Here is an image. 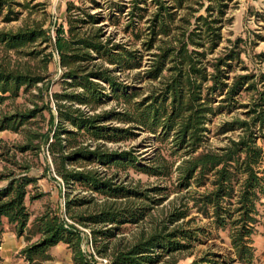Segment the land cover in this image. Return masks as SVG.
Returning a JSON list of instances; mask_svg holds the SVG:
<instances>
[{
	"label": "trees",
	"instance_id": "16d2710c",
	"mask_svg": "<svg viewBox=\"0 0 264 264\" xmlns=\"http://www.w3.org/2000/svg\"><path fill=\"white\" fill-rule=\"evenodd\" d=\"M21 1L0 0L2 22L18 20L20 11L14 8L25 9L29 3ZM207 1L204 13L196 15L204 7L202 0H131L129 22L124 26L133 39L129 44L114 42L112 35L105 36L103 27L96 26L119 25L124 7L118 3L102 15L68 2L64 23L54 27L53 35L36 22L16 32L0 31V105L32 88L39 99L49 97L41 107L1 115L0 131L18 132L46 110L49 130L29 133L28 143L17 147L19 152L31 150L37 140L33 149L45 145L51 159L52 170L48 163L44 167L46 176L59 180L66 192L79 187L104 199L94 204V199L68 197L63 213L46 207L30 223L26 197L30 201L40 197L29 195L27 188L36 182L28 173L30 168L1 175L0 180L7 183L0 187V250L5 226H9L27 242L37 237L20 252L27 264L50 260L49 250L58 244L71 251L73 264H97L92 253L81 248V227L89 229L96 254L108 257V264H177L174 254L193 248L200 234L213 232L216 238L226 234L233 258L222 260L209 252L190 264H253L258 205L264 198L260 170L264 70L246 64L243 39L227 40L219 50L222 29L229 21L226 11L233 0ZM149 6L155 11L146 20L147 27L140 29ZM139 40V48L133 47ZM42 45L41 51L30 50ZM48 48L44 68L56 57L61 70V91L50 95L46 77L28 67H12L6 60L8 52L35 58ZM147 55V69L131 76ZM254 58L263 63L264 52ZM110 103L114 107L96 113ZM136 131L149 134L148 140L160 145L149 162L135 150L106 148L108 143L132 140ZM213 140L222 145H213ZM129 169L168 181L169 186L137 190L116 185L107 176L111 170ZM172 192L178 196L164 219L133 242L119 240L111 247L125 226L139 224ZM198 217L208 220L211 233L193 227Z\"/></svg>",
	"mask_w": 264,
	"mask_h": 264
},
{
	"label": "rangeland",
	"instance_id": "374dc122",
	"mask_svg": "<svg viewBox=\"0 0 264 264\" xmlns=\"http://www.w3.org/2000/svg\"><path fill=\"white\" fill-rule=\"evenodd\" d=\"M22 3L21 0H14ZM28 7L21 9L19 7L14 8L15 11H20L18 20L12 21L10 23H4L0 19V31H12L16 32L24 26L31 25L32 22H36L42 25L43 29H47L50 35H53L54 27L59 23H64V16L66 5L68 2H72L77 6L88 7L92 14L100 13L102 15H107L108 7L113 3H118L124 8L122 14L120 15L118 26L104 25V23L97 24L96 26H101L104 29L105 36H113L114 42L116 43H133V39L124 32V26L129 22V12L131 9V0H27ZM152 0H147L150 3ZM204 7L199 8L198 14L204 13V8L208 5L207 0H202ZM156 7L149 6L145 18L139 24L140 29H145L147 27L146 20L151 16L152 12L155 11ZM194 8L198 7L194 5ZM225 19L229 20L226 22L222 29L223 42L220 45V49L227 45V40L234 41L237 38L243 39L244 44L242 47L245 49L246 53L242 56L246 64L251 69L264 70V62L258 64L254 58L256 54L264 52V0H233L229 4V8L226 11ZM104 25V26H102ZM135 42L133 47L139 48L140 44ZM36 51H41L44 49L42 46H34ZM28 51V50H26ZM51 51L48 48L42 54H38L35 58L26 57L23 55H14L13 52H8L6 60H10L12 67L25 68L28 67L33 73L46 77L49 80V95L50 93L60 92V79L61 70L57 64V58L55 57L47 66L44 68V55ZM3 53L0 49V60H2ZM148 55L144 57L142 66L138 70L131 72V76L137 71L147 69ZM123 76H121L122 78ZM45 80V81H46ZM129 79L127 80V82ZM132 83V82H131ZM133 84V83H132ZM38 84L37 87H40ZM135 86L142 87L144 84L136 83ZM145 92L143 97L145 96ZM37 90L32 88L29 92L20 94L17 98L6 100L2 105H0V116L9 115L12 113H23L28 110L33 109L34 105L41 107L45 105L49 97L44 96L43 99H39L37 96ZM142 98V97H141ZM139 100V99H137ZM51 107L53 103L51 102ZM114 103L104 105L99 108L96 113L100 111L109 110L114 107ZM124 126V125H122ZM126 127V126H125ZM49 130L48 125V113L43 110L38 116L32 120H29L18 132H12L10 130L0 131V177L1 175L14 172L19 174L24 172L23 168L29 167V175L36 179L33 186H29L28 192L30 196L40 195L38 199L29 200V196L26 197V207L31 213L30 223L36 217L39 216L46 207H50L53 210H58L60 213L64 212V204L66 198L73 199L74 197H85L86 199H94V204H100L104 199L96 193L91 191L82 190L79 187L68 190L61 185L59 180L53 181L44 174L45 164L48 163L51 167V159L48 155L45 145H40V149H33L34 146L37 147V140L32 143L31 150L26 152H19V146L26 145L27 136L29 133L41 134ZM137 134L135 138L130 141L123 143H108L106 148L111 151H128L135 150L136 155L140 159L144 160L145 163L149 162L154 158L157 151L156 148L160 146L157 142L153 140H148L150 137L147 133H140L136 131ZM213 145H222L219 140H213ZM35 148V147H34ZM93 148V147H92ZM163 153H165L163 151ZM94 167V166H93ZM97 167V166H96ZM90 168V167H87ZM98 170L102 168L97 167ZM261 172L264 175V148H263V160L260 167ZM115 175V176H113ZM108 178H113V182L116 185H122L127 188L145 190L152 188L157 185H167L169 182L161 180L154 177H148L146 175L136 173L134 170L129 169L127 171L111 170L108 173ZM7 183L6 180H0V187ZM178 196L176 193H170L166 198L160 202L159 205L154 206V209L150 211L148 217L136 225L125 226L121 234H118L116 238L111 241V247L118 244L119 240L125 243L133 242L141 233L149 231L153 223H158L171 211L173 207V200ZM159 198V197H157ZM132 199V198H131ZM118 201H123L118 200ZM134 204H142L141 200H131ZM92 207V206H91ZM88 209V208H87ZM92 209V208H91ZM90 209V210H91ZM89 210V209H88ZM89 210V211H90ZM259 211V225L257 226L256 235L253 238V245L255 247V260L253 264H264V198L258 205ZM195 216L192 214L190 217L186 218L184 222L188 221L189 218ZM180 223V222H179ZM207 228L208 232L212 230L208 227V220L198 217L193 224V227ZM83 232L84 241L81 248L86 253H92L93 257L97 261V264H108V257H98L95 252L94 246L91 243V236L89 229H84L80 227ZM6 233V245L8 247L7 251L4 252V258L7 264H27L24 259L20 256L21 250L27 245L35 242L37 237H34L30 242H27L23 237H17L11 227L5 226ZM215 253L222 260L233 258V252L227 244V237L225 233H220L219 238L214 236L212 232L211 236L199 235V242L195 243L193 248L183 252L181 254H174V257L178 259L177 264H190L194 260H198L200 257L204 256L206 253ZM51 259L48 261L40 262L38 264H73L72 253L67 248L66 245H58L52 247L49 250ZM168 256L164 260H168ZM162 264V263H160ZM238 264V263H235Z\"/></svg>",
	"mask_w": 264,
	"mask_h": 264
},
{
	"label": "crops",
	"instance_id": "0c3cea01",
	"mask_svg": "<svg viewBox=\"0 0 264 264\" xmlns=\"http://www.w3.org/2000/svg\"><path fill=\"white\" fill-rule=\"evenodd\" d=\"M5 236H6V233H5V229H4V233L2 235V245H1V250H0V254H1V257H2V260H3L2 264H7L6 260L4 258V252L7 251V249H8V247H7L6 243H5V241H6ZM58 245H56V246H58ZM60 245H64V244H60Z\"/></svg>",
	"mask_w": 264,
	"mask_h": 264
}]
</instances>
